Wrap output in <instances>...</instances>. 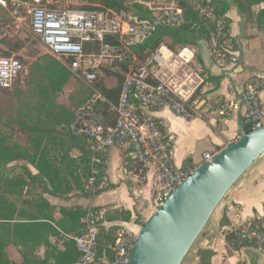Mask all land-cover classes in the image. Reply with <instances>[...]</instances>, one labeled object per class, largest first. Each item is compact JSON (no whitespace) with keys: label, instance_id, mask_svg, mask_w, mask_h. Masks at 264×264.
Here are the masks:
<instances>
[{"label":"trees","instance_id":"trees-1","mask_svg":"<svg viewBox=\"0 0 264 264\" xmlns=\"http://www.w3.org/2000/svg\"><path fill=\"white\" fill-rule=\"evenodd\" d=\"M30 2L34 7L54 8L46 0ZM261 2L262 0H180L184 22L176 28L185 33H195L207 43L213 39L220 43L228 38L230 22L226 15L232 4H236L241 14L252 18V7ZM83 9L105 12L109 19L110 12L126 11L138 21L151 20L146 17V8L128 4L125 0H97L96 5ZM255 19L258 26L264 22V9L259 11ZM218 22L222 23L220 31ZM157 26L140 44L128 46L139 63L151 58L160 47V28L163 26ZM0 44L7 47V50L0 48V58H10L12 53L17 56L25 46L22 41L12 44L0 41ZM105 44L117 49L122 60L104 58L94 70L96 79L90 84L75 77L53 55L37 56L28 67L29 70L27 69L26 80L35 95L34 102H19L18 106L4 116L0 110V264H17L7 254V248L11 246L22 257L19 264H47L50 258L54 264H75L78 260L75 244L68 237L81 235L84 232L81 219L89 210H96L61 207L60 218L56 220L54 214L57 208L46 195L60 197L76 190H84L90 172V140L84 136H75V132L85 123L82 120L85 116L91 117V120L86 121L90 126L110 128L115 125L113 108L118 103L124 77L130 67L139 66V63L132 61L129 53L122 50V43L117 37L106 36L102 42L89 41L84 44L83 49L85 54L97 55ZM37 54L35 51L30 56ZM107 77L115 79V86L105 85L104 79ZM70 80H75L78 84L77 91L64 97L63 89ZM14 94L16 98L22 95L18 90ZM198 95L199 88L187 101V106L195 107L194 101ZM244 130L251 132L248 128ZM15 132L26 135L23 143L15 139ZM74 153L77 154V159H73ZM29 167L36 173L33 174ZM104 170L105 167H102L101 171ZM130 215V212L124 210L102 212L94 264H101L103 257L108 262L111 261L109 246L113 243L118 228L106 229L104 223H128ZM220 224L228 225L226 217L221 219ZM251 224L259 233H264V220H254ZM51 238H55L54 244L51 243ZM225 238L233 251L243 246L257 247L255 243L237 241L231 232ZM58 241H62V251L56 247ZM41 246L46 250L42 257L38 255Z\"/></svg>","mask_w":264,"mask_h":264},{"label":"crops","instance_id":"crops-1","mask_svg":"<svg viewBox=\"0 0 264 264\" xmlns=\"http://www.w3.org/2000/svg\"><path fill=\"white\" fill-rule=\"evenodd\" d=\"M263 9L264 0L252 7L253 17L248 18L232 4L226 15L230 22L228 38L220 43H207L197 34L176 27L160 28V47L152 66L155 81L166 84L184 101L199 88L194 103L201 104L200 116L189 121L168 108L152 113L163 135L171 140V158L176 167L189 164L197 168L204 163L206 153L216 155L240 138V129H244V85L256 76H264V22L258 26L255 19ZM156 16L147 10L146 17L158 27ZM233 58L237 61L232 62ZM260 99L264 106V89ZM137 169L125 151L112 149L104 170L108 188L96 195L79 190L60 197L46 195L57 208L54 218H60L61 207L94 208L98 212L124 210L131 214L128 223L105 222L104 227L123 228L137 235L140 225L154 211L150 174L141 179ZM223 217L228 221L226 226L220 224ZM254 220H264V153L229 189L181 264H264V249L243 246L233 251L225 238L232 229ZM50 241L56 242L55 238ZM56 247L62 251V241ZM45 252L41 246L38 255L42 257ZM7 254L11 261L22 262L16 248H7ZM100 263L109 264L105 257ZM47 264L54 262L50 258Z\"/></svg>","mask_w":264,"mask_h":264},{"label":"built area","instance_id":"built-area-1","mask_svg":"<svg viewBox=\"0 0 264 264\" xmlns=\"http://www.w3.org/2000/svg\"><path fill=\"white\" fill-rule=\"evenodd\" d=\"M31 1L38 3L40 0ZM46 1L54 8L36 6L31 11L30 26L33 35L39 38L48 52L66 65L75 77L82 78L88 84L96 79L94 70L104 58L121 61L122 55L107 44L101 46L97 55L85 54V43L102 42L106 36L117 37L122 43V50L129 53L132 61L138 64L128 46L140 44L155 29L153 22L130 19L126 11L110 12L109 19L105 12L83 9L93 6L88 5L90 0ZM125 1L149 8L156 13L157 22L161 25L177 27L184 22L180 0ZM201 12L205 13L202 9ZM218 29H222L221 22H218ZM156 60L157 56L154 54L145 62L139 63L138 67H130L128 70L121 85L118 103L113 108V127L90 126L86 123L88 116L81 117L85 123L77 129L75 136H84L90 140V172L83 187L85 193L96 195L108 188L105 171H101V168L108 164L111 151L116 148L125 151L127 157L137 165L141 179H146L147 174H150L151 203L154 210L195 171L196 168L189 164L184 167H176L173 164L171 140L163 135L161 126L152 113L168 108L173 114L187 121L200 115L195 111V107L187 106V101L174 95L166 84L155 81L152 66ZM225 61L226 57L221 56V62ZM236 61V58L232 59V62ZM27 78V68L18 59L0 58V88L23 86ZM263 89L264 76L247 81L243 88V127L250 131L264 126V106L260 99ZM89 118L91 120V117ZM72 157L77 159V154L74 153ZM213 157L214 155L206 153L204 163L210 162ZM101 214L102 212L89 210L81 219L84 232L68 237L74 242L79 254L75 264L95 263ZM230 232L237 241L255 243L257 247L264 249V233H259L251 223L236 227ZM136 236L123 228L115 231L114 241L109 247V264L129 263Z\"/></svg>","mask_w":264,"mask_h":264},{"label":"water","instance_id":"water-1","mask_svg":"<svg viewBox=\"0 0 264 264\" xmlns=\"http://www.w3.org/2000/svg\"><path fill=\"white\" fill-rule=\"evenodd\" d=\"M240 134L153 211L136 236L128 264H181L229 189L264 153V126L251 132L241 128Z\"/></svg>","mask_w":264,"mask_h":264},{"label":"rangeland","instance_id":"rangeland-1","mask_svg":"<svg viewBox=\"0 0 264 264\" xmlns=\"http://www.w3.org/2000/svg\"><path fill=\"white\" fill-rule=\"evenodd\" d=\"M96 2L97 0H90L88 1V5H96ZM33 8L34 6L31 4L30 0H0V41H6L11 44L16 41L25 43L23 50L17 56L12 53L10 57L18 59L27 69L31 63H34L37 56L43 54L51 55L48 49L41 43L40 39L35 37L31 31L30 20ZM146 10L151 11L149 8H146ZM128 18L134 19L131 13H128ZM0 48L7 50L6 45L3 44H0ZM35 51H37L38 54L31 57L30 55ZM104 81L107 87H113L116 84L115 79L111 77L105 78ZM77 87L78 84H76L75 80H70L63 89V96L67 97L75 93ZM16 90L22 93V95L17 98L14 94ZM34 100L35 95L27 84V81L23 86H15L10 89L0 88V110L2 116L12 111V108L16 107V105L18 106L19 102L23 103L26 101L28 103H33ZM14 137L18 142L23 143L26 135L15 132ZM78 165L80 167L81 163L79 162ZM29 169L33 171L31 167H29Z\"/></svg>","mask_w":264,"mask_h":264}]
</instances>
